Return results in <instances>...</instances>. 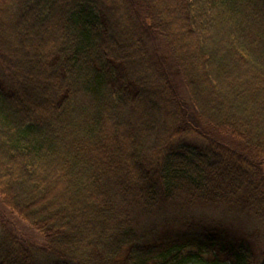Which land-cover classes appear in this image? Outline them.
<instances>
[{
	"label": "trees",
	"instance_id": "obj_1",
	"mask_svg": "<svg viewBox=\"0 0 264 264\" xmlns=\"http://www.w3.org/2000/svg\"><path fill=\"white\" fill-rule=\"evenodd\" d=\"M0 198L44 236L0 226V264H264V232L132 217L264 218V0H0Z\"/></svg>",
	"mask_w": 264,
	"mask_h": 264
},
{
	"label": "rangeland",
	"instance_id": "obj_2",
	"mask_svg": "<svg viewBox=\"0 0 264 264\" xmlns=\"http://www.w3.org/2000/svg\"><path fill=\"white\" fill-rule=\"evenodd\" d=\"M181 210H187L186 212L192 213L194 217L208 219L215 222H223L232 225L233 229L239 231L242 234L248 233L262 234L264 232L263 224L264 218L258 216L255 213L238 212V210L231 205H220L219 207L213 205H204V203L188 204L185 207L181 203L167 204L161 209L154 210L151 214L141 213L139 208H136L133 212V223L135 226L143 225L144 223H169V229L163 227L157 230V233L153 234H165V231L171 230L173 232L175 226L180 227V221L175 225V220L180 219L179 213ZM158 211V212H157ZM149 213V212H148ZM0 226L8 228L11 232L29 245L43 246L44 236L35 229L30 223L18 217V215L8 207L2 204L0 198ZM260 231V233H258ZM255 235V234H254ZM257 237V236H256Z\"/></svg>",
	"mask_w": 264,
	"mask_h": 264
}]
</instances>
